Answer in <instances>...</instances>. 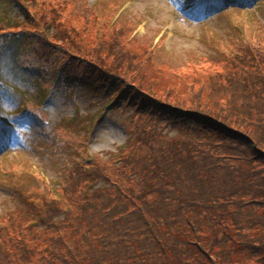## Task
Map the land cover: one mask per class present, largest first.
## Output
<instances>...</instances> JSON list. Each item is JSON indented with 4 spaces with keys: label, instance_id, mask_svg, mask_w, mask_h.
I'll list each match as a JSON object with an SVG mask.
<instances>
[{
    "label": "trees",
    "instance_id": "trees-1",
    "mask_svg": "<svg viewBox=\"0 0 264 264\" xmlns=\"http://www.w3.org/2000/svg\"><path fill=\"white\" fill-rule=\"evenodd\" d=\"M43 1H10L22 14L13 30L30 38L24 56L49 66L36 75L22 61L35 99L76 73L132 111L104 161L86 155L82 121L79 161L59 186L22 176L27 206L0 214V264H264V38L234 37L215 66L176 75L155 65L154 35L134 41L142 20L96 30L97 14L80 23L69 0ZM56 42L67 49L59 58Z\"/></svg>",
    "mask_w": 264,
    "mask_h": 264
},
{
    "label": "rangeland",
    "instance_id": "rangeland-1",
    "mask_svg": "<svg viewBox=\"0 0 264 264\" xmlns=\"http://www.w3.org/2000/svg\"><path fill=\"white\" fill-rule=\"evenodd\" d=\"M10 1L0 0V119L7 123L5 136L0 141V214L26 208L27 188L22 179L27 175L38 178L30 181L32 185L41 186L40 176L54 187L60 185L70 165L79 161L72 133L81 130L83 122L86 123L84 128L88 126L85 152L89 158L104 161L111 152L119 150L118 146L126 138L124 124L130 120L132 111L118 102L111 104L103 87L95 88L76 73L65 79L68 82H55L45 102L35 99L36 72L47 70L49 66L36 56H24V46H29L30 38L13 30L14 21L22 14L15 12ZM69 1L72 4L66 6V10L73 20L88 24L97 14L96 30H101V25L108 22L130 29L131 23L142 20L132 32L134 41L154 35L146 44L155 50V65L176 75H182L189 65L215 66L219 53L234 37L249 41L264 38V4L255 7L253 0L248 2L247 9L238 11L225 7V12L218 15L209 13L208 9L213 6L219 11L227 1L219 0L217 5L206 1L202 7L201 0ZM49 2L53 1L45 0L43 4ZM32 13L35 17L34 11H30ZM89 29L85 30L91 32ZM46 31L50 36L53 30ZM65 48L62 42H56L55 58L63 56ZM22 61L24 64L33 62L37 66L36 75L21 66ZM27 99L37 100L34 106L38 104L39 108L20 111V103L22 106ZM96 115L99 119L94 123L92 119ZM28 196L38 197L34 193Z\"/></svg>",
    "mask_w": 264,
    "mask_h": 264
}]
</instances>
